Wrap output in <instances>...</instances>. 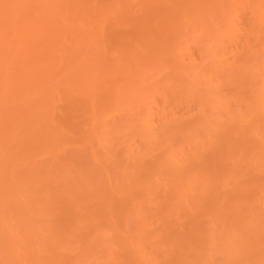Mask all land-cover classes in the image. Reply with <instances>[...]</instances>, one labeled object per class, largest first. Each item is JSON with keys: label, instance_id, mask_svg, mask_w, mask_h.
I'll return each mask as SVG.
<instances>
[{"label": "bare ground", "instance_id": "obj_1", "mask_svg": "<svg viewBox=\"0 0 264 264\" xmlns=\"http://www.w3.org/2000/svg\"><path fill=\"white\" fill-rule=\"evenodd\" d=\"M0 264H264V0H0Z\"/></svg>", "mask_w": 264, "mask_h": 264}]
</instances>
